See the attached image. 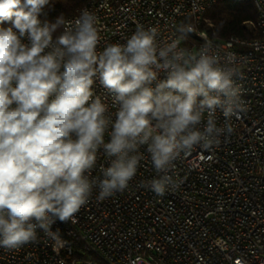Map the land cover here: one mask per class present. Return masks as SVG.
I'll list each match as a JSON object with an SVG mask.
<instances>
[{"label":"clouds","instance_id":"9594fccd","mask_svg":"<svg viewBox=\"0 0 264 264\" xmlns=\"http://www.w3.org/2000/svg\"><path fill=\"white\" fill-rule=\"evenodd\" d=\"M50 3L0 0V247L9 250L43 232L58 251L67 241L52 226L75 223L94 190L97 200L123 193L145 152L155 175L144 186L175 190V161L231 137L246 111L240 61L210 43L181 47L190 28L161 41L157 27L137 24L98 51L96 15L50 21ZM101 153L108 166L93 175Z\"/></svg>","mask_w":264,"mask_h":264},{"label":"built area","instance_id":"2783aa9c","mask_svg":"<svg viewBox=\"0 0 264 264\" xmlns=\"http://www.w3.org/2000/svg\"><path fill=\"white\" fill-rule=\"evenodd\" d=\"M215 2L91 0L66 18L73 21L84 8L96 15L98 51L125 43L137 24L157 27L161 41L176 39L183 24L191 31L181 47L196 52L210 43L240 61L243 75L236 83L246 111L232 118L231 137L175 161L173 173L181 181L175 190L157 195L144 186L155 175L145 152L123 193L97 200L94 190L75 223L52 226L67 241L58 251L39 232L35 243L0 247V264H264V0H252L257 36L251 38L211 37L202 21ZM94 87L103 94L98 83ZM101 166H108L102 153L93 175Z\"/></svg>","mask_w":264,"mask_h":264},{"label":"trees","instance_id":"16d2710c","mask_svg":"<svg viewBox=\"0 0 264 264\" xmlns=\"http://www.w3.org/2000/svg\"><path fill=\"white\" fill-rule=\"evenodd\" d=\"M91 0H51L45 9L47 19L54 20L63 15L65 19ZM256 9L252 0H216L203 16L202 27L211 37L225 39L230 36L251 38L257 36L255 27L250 29L248 23L255 22ZM207 20H209L208 23ZM183 27V24L179 28Z\"/></svg>","mask_w":264,"mask_h":264},{"label":"rangeland","instance_id":"374dc122","mask_svg":"<svg viewBox=\"0 0 264 264\" xmlns=\"http://www.w3.org/2000/svg\"><path fill=\"white\" fill-rule=\"evenodd\" d=\"M208 21H209V20H207V22H208ZM255 21H256V19H255ZM208 23H210V22H208ZM247 27L250 28V29H253V28H254V22H253V23H252V22H251V23H248V24H247Z\"/></svg>","mask_w":264,"mask_h":264}]
</instances>
